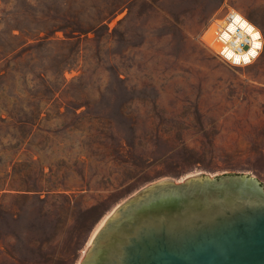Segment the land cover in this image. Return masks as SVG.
<instances>
[{
    "label": "rangeland",
    "instance_id": "rangeland-1",
    "mask_svg": "<svg viewBox=\"0 0 264 264\" xmlns=\"http://www.w3.org/2000/svg\"><path fill=\"white\" fill-rule=\"evenodd\" d=\"M232 9L264 33V0H0V264H80L164 179L264 185V48L231 67L200 40Z\"/></svg>",
    "mask_w": 264,
    "mask_h": 264
},
{
    "label": "water",
    "instance_id": "water-1",
    "mask_svg": "<svg viewBox=\"0 0 264 264\" xmlns=\"http://www.w3.org/2000/svg\"><path fill=\"white\" fill-rule=\"evenodd\" d=\"M80 264H264V185L206 174L155 182L128 197Z\"/></svg>",
    "mask_w": 264,
    "mask_h": 264
},
{
    "label": "built area",
    "instance_id": "built-area-1",
    "mask_svg": "<svg viewBox=\"0 0 264 264\" xmlns=\"http://www.w3.org/2000/svg\"><path fill=\"white\" fill-rule=\"evenodd\" d=\"M236 17L240 18L239 21ZM207 31H210L208 36H206ZM200 40L231 67L251 65L264 48L262 28L235 9L229 10L223 18L211 22L209 28L200 36Z\"/></svg>",
    "mask_w": 264,
    "mask_h": 264
},
{
    "label": "bare ground",
    "instance_id": "bare-ground-1",
    "mask_svg": "<svg viewBox=\"0 0 264 264\" xmlns=\"http://www.w3.org/2000/svg\"><path fill=\"white\" fill-rule=\"evenodd\" d=\"M208 35H210V31H207L206 36H208ZM107 219H108V215L99 223V225L97 226V228L93 232L91 240L93 239V237H95V235L98 233V231L100 230V228L103 226V224L106 222Z\"/></svg>",
    "mask_w": 264,
    "mask_h": 264
},
{
    "label": "trees",
    "instance_id": "trees-1",
    "mask_svg": "<svg viewBox=\"0 0 264 264\" xmlns=\"http://www.w3.org/2000/svg\"><path fill=\"white\" fill-rule=\"evenodd\" d=\"M223 0H220V2H222ZM110 19V17H105V18H103V19H98V20H96V22H95V24L93 25V28H96V27H98L99 25H101V23L105 20V19ZM9 195H7V194H4V195H2V196H0V200H2V199H4L5 197H8ZM68 202H69V200H68Z\"/></svg>",
    "mask_w": 264,
    "mask_h": 264
},
{
    "label": "snow or ice",
    "instance_id": "snow-or-ice-1",
    "mask_svg": "<svg viewBox=\"0 0 264 264\" xmlns=\"http://www.w3.org/2000/svg\"><path fill=\"white\" fill-rule=\"evenodd\" d=\"M239 19H240L239 17H236V20H237V21H239ZM249 31H251V29H249ZM258 46H259V45H257V47H258ZM253 55H254V53H253Z\"/></svg>",
    "mask_w": 264,
    "mask_h": 264
}]
</instances>
